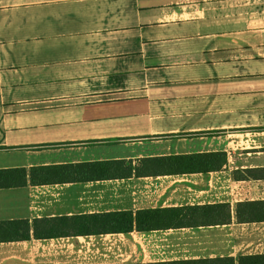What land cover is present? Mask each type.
Here are the masks:
<instances>
[{
	"label": "crops",
	"instance_id": "obj_1",
	"mask_svg": "<svg viewBox=\"0 0 264 264\" xmlns=\"http://www.w3.org/2000/svg\"><path fill=\"white\" fill-rule=\"evenodd\" d=\"M215 153L226 156L216 172L153 174L152 163L127 179H29L39 167ZM11 169L27 179L0 189V224L15 223L0 264L264 255V222L235 216L264 202V0H0V171ZM218 204L229 223L74 236L53 221Z\"/></svg>",
	"mask_w": 264,
	"mask_h": 264
},
{
	"label": "trees",
	"instance_id": "obj_2",
	"mask_svg": "<svg viewBox=\"0 0 264 264\" xmlns=\"http://www.w3.org/2000/svg\"><path fill=\"white\" fill-rule=\"evenodd\" d=\"M157 167L153 174L208 173L222 169L226 164L223 153L201 154L185 157H167L156 161H141L139 167L131 161H105L76 165H61L33 168L29 171L32 185H54L64 183H88L110 179H127L133 174L143 176L148 173L151 164ZM250 178L258 176L248 172ZM27 171L11 169L0 171V189L18 188L26 184ZM239 223L264 222V202L239 203L235 210ZM231 220L230 207L227 204L187 206L181 208H158L137 211L108 212L54 219V228L69 229L74 236H99L104 234H129L132 231L148 233L180 227H197L205 224H227ZM0 224V234L5 226ZM63 234L67 235V231ZM52 236L55 234L52 232ZM37 236V235H36ZM59 236V235H56ZM1 237V236H0ZM1 239V238H0ZM155 264H235L233 258L210 261L170 262ZM237 264H264V255L239 257Z\"/></svg>",
	"mask_w": 264,
	"mask_h": 264
},
{
	"label": "built area",
	"instance_id": "obj_3",
	"mask_svg": "<svg viewBox=\"0 0 264 264\" xmlns=\"http://www.w3.org/2000/svg\"><path fill=\"white\" fill-rule=\"evenodd\" d=\"M83 247L85 248V251H86L88 254H92L91 251H93V249H94V251H95L96 254H100V255H101L100 250H99V249H96L94 245H90V244H88V245L83 246ZM109 249H110V248H108V252H109ZM94 251H93V252H94ZM103 258H104V261H109V260H110V259L108 258V256H106V255H104ZM88 264H100V263H92V262H89Z\"/></svg>",
	"mask_w": 264,
	"mask_h": 264
},
{
	"label": "rangeland",
	"instance_id": "obj_4",
	"mask_svg": "<svg viewBox=\"0 0 264 264\" xmlns=\"http://www.w3.org/2000/svg\"><path fill=\"white\" fill-rule=\"evenodd\" d=\"M14 157L18 158V156H17V155H15Z\"/></svg>",
	"mask_w": 264,
	"mask_h": 264
}]
</instances>
